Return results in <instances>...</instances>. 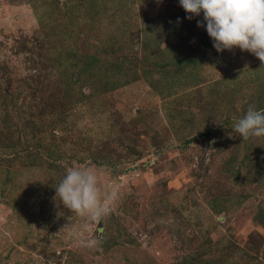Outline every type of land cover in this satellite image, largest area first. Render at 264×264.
Masks as SVG:
<instances>
[{"label":"rangeland","instance_id":"rangeland-1","mask_svg":"<svg viewBox=\"0 0 264 264\" xmlns=\"http://www.w3.org/2000/svg\"><path fill=\"white\" fill-rule=\"evenodd\" d=\"M179 0H0V264H264V65ZM179 20V23H177ZM214 142V143H213ZM116 188L97 249L55 188Z\"/></svg>","mask_w":264,"mask_h":264},{"label":"clouds","instance_id":"clouds-1","mask_svg":"<svg viewBox=\"0 0 264 264\" xmlns=\"http://www.w3.org/2000/svg\"><path fill=\"white\" fill-rule=\"evenodd\" d=\"M179 5L189 20L203 13L197 27H205L218 53L238 48L264 65V0H179ZM233 129L244 140L264 137V109L249 105ZM55 191L67 209L85 220L79 229L67 224L60 231L81 247L99 248L101 240L92 233V225L111 214L119 198L117 189L103 187L94 166L77 164L66 168Z\"/></svg>","mask_w":264,"mask_h":264},{"label":"trees","instance_id":"trees-1","mask_svg":"<svg viewBox=\"0 0 264 264\" xmlns=\"http://www.w3.org/2000/svg\"><path fill=\"white\" fill-rule=\"evenodd\" d=\"M263 109H264V107H263ZM259 110V109H258Z\"/></svg>","mask_w":264,"mask_h":264}]
</instances>
